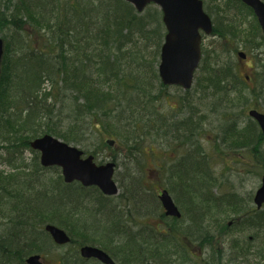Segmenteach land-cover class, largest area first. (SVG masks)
I'll use <instances>...</instances> for the list:
<instances>
[{"label": "rangeland", "instance_id": "obj_1", "mask_svg": "<svg viewBox=\"0 0 264 264\" xmlns=\"http://www.w3.org/2000/svg\"><path fill=\"white\" fill-rule=\"evenodd\" d=\"M202 1L214 30L203 34L192 86L162 91L158 6L0 0V264L35 255L104 264L73 241L111 264H264V204L254 202L264 134L248 115L264 114V33L240 0ZM44 135L94 155L97 166L114 160L119 194L45 167L30 147ZM158 186L182 212L170 225ZM47 225L71 242L55 243Z\"/></svg>", "mask_w": 264, "mask_h": 264}, {"label": "water", "instance_id": "obj_2", "mask_svg": "<svg viewBox=\"0 0 264 264\" xmlns=\"http://www.w3.org/2000/svg\"><path fill=\"white\" fill-rule=\"evenodd\" d=\"M126 1L132 3L140 12L149 3H154L162 8L168 34L162 51L160 76L166 85H180L188 89L201 56L199 30L202 29L208 34L212 31L211 21L203 12L202 2L200 0ZM242 1L255 10L264 29V4L260 0ZM2 47L3 42L0 40V62ZM250 115L259 121L264 130V115L255 111ZM32 148L41 152L44 166L61 167L67 183L79 181L84 186H97L107 195L117 193V188L112 180L114 164L97 166L93 162V157L82 159L83 152L48 135L34 141ZM161 200L167 210V215L180 216L166 192L163 193ZM255 202L259 207L264 203V177L262 187L256 194ZM46 230L57 244L63 245L70 241L68 235L55 226L49 225ZM81 255L88 259L96 258L105 264L112 263L104 251L91 246L83 247ZM27 262L42 264L40 256H32Z\"/></svg>", "mask_w": 264, "mask_h": 264}, {"label": "flooded vegetation", "instance_id": "obj_3", "mask_svg": "<svg viewBox=\"0 0 264 264\" xmlns=\"http://www.w3.org/2000/svg\"><path fill=\"white\" fill-rule=\"evenodd\" d=\"M247 79H250V78H248L247 77ZM116 169H117V164H116V167H115ZM160 168H161V166H160ZM164 190V188H162L161 186H158V195H157V197H158V199H159V195H160V192H162ZM158 203H159V205H160V209H161V213H160V218H161V216L162 217H165V214H164V210H163V207H162V205H161V202H160V200L158 201ZM171 219V218H170ZM173 221V220H172Z\"/></svg>", "mask_w": 264, "mask_h": 264}, {"label": "trees", "instance_id": "obj_4", "mask_svg": "<svg viewBox=\"0 0 264 264\" xmlns=\"http://www.w3.org/2000/svg\"><path fill=\"white\" fill-rule=\"evenodd\" d=\"M72 244H73V245H75V248H76V247H77V245H78V244H77L76 242H74V241H73V243H72ZM79 244H80V243H79Z\"/></svg>", "mask_w": 264, "mask_h": 264}]
</instances>
